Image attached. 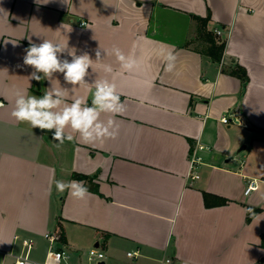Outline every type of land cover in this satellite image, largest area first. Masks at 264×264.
Returning a JSON list of instances; mask_svg holds the SVG:
<instances>
[{"label": "crops", "instance_id": "obj_1", "mask_svg": "<svg viewBox=\"0 0 264 264\" xmlns=\"http://www.w3.org/2000/svg\"><path fill=\"white\" fill-rule=\"evenodd\" d=\"M208 15L227 40L220 62L199 34L196 16ZM44 39L68 40L93 61L99 45L140 58L139 71L123 73L106 57L75 89L53 77L89 105L91 83L114 80L125 104L115 139L84 143L69 128L74 139L57 147L54 130L11 116L17 91L40 96L50 87L29 80L34 69L23 64L30 41ZM169 51L173 72L164 70ZM237 65L247 80L231 72ZM0 100V264H14L28 237L36 243L26 264H44L51 246L69 254L60 264H264V0H0ZM252 178L259 186L246 194ZM55 180L83 181L91 195L59 193ZM205 191L228 202L208 206ZM249 207L259 208L250 220ZM49 231L60 238L51 243ZM93 246L103 260H89Z\"/></svg>", "mask_w": 264, "mask_h": 264}, {"label": "clouds", "instance_id": "obj_2", "mask_svg": "<svg viewBox=\"0 0 264 264\" xmlns=\"http://www.w3.org/2000/svg\"><path fill=\"white\" fill-rule=\"evenodd\" d=\"M102 51L105 54L103 59H101ZM25 53L23 64L34 69L28 77L29 80L37 82L47 80L50 87L42 89L43 94L40 96L17 91L11 112V116L16 121L27 122L32 128L54 130L52 138L58 142L57 147L63 145L65 140L74 139L72 134H66L65 130L69 128L72 133L79 134L80 140L89 144L115 139L118 136L119 126L115 117L125 111V104L120 99L114 80L95 79L91 83L94 91L89 105L86 97L71 96L70 90L62 87L59 80L53 77L56 73L62 74L64 82L71 85V89L89 84L85 79L89 76V69L94 71L93 64L102 62L106 57H114L121 72L133 73L142 67L141 60L135 53L125 54L117 45H113L111 49L99 45L95 51L96 60L93 61L87 52L77 55V49L69 47L68 40L61 42L49 39H44L39 44L30 41ZM163 59L164 70L173 72L176 68L175 54L169 51L163 54ZM101 66L107 74H111L114 70L112 63H101ZM53 81L60 86H55ZM69 98L71 103L67 102ZM102 115H107L108 118L104 120L101 118ZM55 188L59 193L67 191L69 196L77 200H85L91 195L83 181L55 180ZM176 214H179V210Z\"/></svg>", "mask_w": 264, "mask_h": 264}, {"label": "built area", "instance_id": "obj_3", "mask_svg": "<svg viewBox=\"0 0 264 264\" xmlns=\"http://www.w3.org/2000/svg\"><path fill=\"white\" fill-rule=\"evenodd\" d=\"M215 33L217 35H222L223 28L216 27ZM4 101L0 100V105H3ZM222 121L229 122L230 118L226 115L222 117ZM204 148L202 143L197 144L196 146L192 147V151L190 153V161H191V170H190V179H196L200 177L199 173V166L203 162V157L199 154L198 150ZM259 180L256 178H252L249 180L245 193L248 194L252 190L258 188ZM60 233L55 231H49L45 233V237L51 242L54 243L56 240L60 238ZM23 243V250L21 253H18L16 256V260L14 264H25L30 260L31 251L36 243L34 237L24 238L22 240ZM139 250H131L128 252V256L137 258L140 256ZM69 257V254L64 249H55L52 246L50 247L49 251L47 252L44 264H60L63 259ZM88 257L91 261H100L106 257V254L103 250L99 247L93 246L88 250ZM172 259L170 257L164 258L162 260V264H170Z\"/></svg>", "mask_w": 264, "mask_h": 264}, {"label": "trees", "instance_id": "obj_4", "mask_svg": "<svg viewBox=\"0 0 264 264\" xmlns=\"http://www.w3.org/2000/svg\"><path fill=\"white\" fill-rule=\"evenodd\" d=\"M196 17L199 20V24H200L199 25L200 37L206 43V53H208L214 60L219 62L222 61L227 40L225 38H221L220 35H217L214 30L208 27V21L210 19V15H208L207 17H200V16H196ZM231 72L242 78L243 81L247 80L248 78V74L245 68L242 67L241 65H237L236 67H234ZM73 176L80 180L83 179L91 180L93 177H95V175H88L78 172H75ZM94 186H95L94 188L97 189V185ZM204 197H205L206 205L208 206L219 205L228 202V199H226L225 197L207 191L204 192ZM250 209L252 211H249ZM258 210L259 208L249 207L248 220H250ZM262 244L264 245V235L262 237Z\"/></svg>", "mask_w": 264, "mask_h": 264}, {"label": "rangeland", "instance_id": "obj_5", "mask_svg": "<svg viewBox=\"0 0 264 264\" xmlns=\"http://www.w3.org/2000/svg\"><path fill=\"white\" fill-rule=\"evenodd\" d=\"M88 256V255H87Z\"/></svg>", "mask_w": 264, "mask_h": 264}]
</instances>
